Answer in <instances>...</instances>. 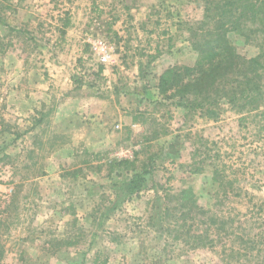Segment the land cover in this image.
I'll return each instance as SVG.
<instances>
[{"label": "rangeland", "instance_id": "1", "mask_svg": "<svg viewBox=\"0 0 264 264\" xmlns=\"http://www.w3.org/2000/svg\"><path fill=\"white\" fill-rule=\"evenodd\" d=\"M203 16L195 0H0V215L17 193L0 264H262L264 98L210 119L158 87L194 65ZM227 37L241 59L264 52ZM183 190L234 222L214 249L191 248Z\"/></svg>", "mask_w": 264, "mask_h": 264}, {"label": "trees", "instance_id": "2", "mask_svg": "<svg viewBox=\"0 0 264 264\" xmlns=\"http://www.w3.org/2000/svg\"><path fill=\"white\" fill-rule=\"evenodd\" d=\"M203 5L204 16L187 28L191 48L196 52L197 59L193 66H174L165 70L159 78L160 95L165 99H176V107L187 108L186 101L191 102V109H200L209 118L219 115L218 106L221 102L239 106L245 110L255 100L247 98H264V52L261 50L256 57L241 59L234 46L229 41V32H237L246 42L257 41L256 46L264 47V0H195ZM66 15L68 13L66 12ZM262 41V42H258ZM245 100L241 102L240 100ZM184 103V104H183ZM243 103V104H240ZM135 161L121 160L117 165L130 166ZM16 192L10 195V201L0 215V237L2 229H7L2 214H8L17 207ZM181 202L179 220L187 226V234L193 228L194 234L187 237L194 239L193 249H214L215 240L221 234L231 236L228 227L233 228L234 222L218 216H208L196 203L191 191L183 190L176 198ZM206 219L201 224L206 227L200 230L195 224L196 218ZM200 224V223H199ZM180 225V227H181ZM254 249V240L236 238ZM1 241V240H0ZM229 246V258L236 259L245 248ZM224 248V252L226 253ZM3 248L0 246V260ZM264 264V257L263 262Z\"/></svg>", "mask_w": 264, "mask_h": 264}, {"label": "built area", "instance_id": "3", "mask_svg": "<svg viewBox=\"0 0 264 264\" xmlns=\"http://www.w3.org/2000/svg\"><path fill=\"white\" fill-rule=\"evenodd\" d=\"M93 49L94 51L97 53V54H100V62H107L108 60V47L106 46V44H104L103 42L101 41H98L96 44H94L93 46Z\"/></svg>", "mask_w": 264, "mask_h": 264}, {"label": "crops", "instance_id": "4", "mask_svg": "<svg viewBox=\"0 0 264 264\" xmlns=\"http://www.w3.org/2000/svg\"><path fill=\"white\" fill-rule=\"evenodd\" d=\"M36 99V98H35Z\"/></svg>", "mask_w": 264, "mask_h": 264}]
</instances>
